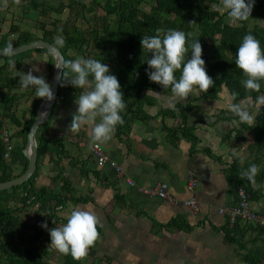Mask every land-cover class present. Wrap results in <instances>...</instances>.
<instances>
[{
	"label": "trees",
	"instance_id": "obj_1",
	"mask_svg": "<svg viewBox=\"0 0 264 264\" xmlns=\"http://www.w3.org/2000/svg\"><path fill=\"white\" fill-rule=\"evenodd\" d=\"M19 1L21 2L19 14L47 17L51 13L60 14L66 10L67 16L64 20H52L50 29L46 28L45 21H40L37 26L41 31L39 36L12 23L7 33L0 34V48L7 46L10 41L9 33L14 32L17 33V37L12 42L13 46L38 38L56 45L55 38L63 36L64 45L56 46L60 49L64 61L80 56L103 61L108 65L111 73L118 78L127 105L121 113L124 123L118 125L114 131L117 136L126 133L134 121L150 119L145 112V107L155 104V95L173 96L170 87L164 88L150 81L146 72L148 68L146 60L150 53L147 49H142L141 39L142 36L155 35L158 30L162 35L169 29H177L185 33H193L196 38H199L202 45V59L214 84L207 92L199 91L198 100L216 101L221 91L225 89L232 97V103L237 104L240 100L250 99L252 103L247 108L251 111L257 96L264 94V81L261 82L259 93L246 90L242 85L245 77L235 65V54L244 35L253 34L264 49V0H255L251 17L247 21L232 23L228 22L225 11L220 13L212 8V6L221 5V0H153L148 11L142 7L146 4L145 0H106L103 4L97 0H68L66 3L61 0ZM86 1L88 3H85ZM83 23L85 25L80 27L79 24ZM32 53L48 55L46 77L51 84L54 61L47 50L34 49L13 57H0V182L22 174L28 166V159L23 154V149L34 113L43 99L37 97L33 99L28 111L30 118L27 127L19 133L18 128L22 123L16 112L21 109L20 102L25 99L27 91L32 94L34 90L27 89L22 94L14 91L15 86L19 85V77L14 75L15 69L10 66V60L15 61L16 70H19L20 65L24 64L25 59ZM176 75L179 76V72ZM81 91L67 82H64L63 86L59 84L52 111L59 101L67 98L76 99ZM259 110L252 124L239 122L238 127L233 129L234 136L239 140L244 139L242 129L251 132L254 137V142L250 146L253 160L241 166L240 160L232 157L225 170L229 189L235 195L236 203L239 201L237 192L239 188L245 191L249 201H257L264 196V171L260 170L256 173L254 183L244 176L251 165L258 164L257 155L264 152V105ZM52 111L36 133L38 154L36 171L28 182L0 191V264H51L46 260L47 244L35 241L26 232L28 224L25 217L21 216L22 212L38 203L35 215L44 212L48 219V228L51 229L61 222H66L58 216V213L65 209L69 202L77 204L87 201L86 198L77 194L69 178L64 175L65 170L61 166V161L68 154L65 146L60 141L49 137L48 128L53 117ZM191 111H199V108L192 103H174L172 107H165L157 112L162 122L166 118L175 120V124L171 127H167L164 123L162 125L169 139L174 140L177 135H180L192 144L197 142L194 127L188 126L187 123L188 113ZM21 114L23 118L24 114ZM7 125L16 128L14 137L19 134L22 137L21 142H13ZM3 130L9 135L12 147L10 151H7L6 143L3 141ZM231 133L232 131L225 135V138L230 139ZM46 156L50 157L53 176L50 177V185L36 187L35 178ZM15 165L22 166L18 175L14 174ZM71 165L73 166L74 163ZM82 171L91 172L88 169ZM92 173L98 176L96 171ZM12 203L14 207L10 205ZM15 203H20V207H17ZM260 214L264 215V209ZM227 219V223L222 227V234L228 242L238 244L240 247H243L242 226L252 227L257 232L264 233L262 225L247 226L238 219L234 222H230L228 217ZM172 225L180 228L177 220H174ZM36 230L39 229L36 227ZM184 230H190V228L185 227ZM62 257L63 264H86L82 258L77 260L70 254L62 253ZM242 258L251 261L259 260L252 253L243 255Z\"/></svg>",
	"mask_w": 264,
	"mask_h": 264
},
{
	"label": "crops",
	"instance_id": "obj_2",
	"mask_svg": "<svg viewBox=\"0 0 264 264\" xmlns=\"http://www.w3.org/2000/svg\"><path fill=\"white\" fill-rule=\"evenodd\" d=\"M32 57L35 58L34 61ZM48 61L46 53H32L20 65L19 70L27 73L33 68H42L39 76H44L48 82ZM33 74L37 73L34 71ZM16 88L20 86L17 85ZM199 94L197 90L186 100L155 95V104L145 107L150 119L134 121L126 133L117 136L114 132L107 143H97L109 159L122 169L120 175L109 165H97L90 150L91 125L82 126L70 134L69 125L77 107L75 99L67 98L57 103L52 111L48 134L65 146L68 154L61 161L64 175L69 178L77 194L87 199L86 202L77 204L69 202L58 216L67 221L72 209L79 206L87 207L98 220V239L82 258L84 263L264 264V233L242 226L243 247L230 243L222 234V227L228 221L227 216L219 211L236 204V197L229 189L225 170L232 157L239 159L241 166L253 160L250 146L254 137L245 129H242L243 140L234 136L233 129L238 127L240 121L231 113L232 97L225 89L216 101L211 102L198 100ZM30 96L32 98L27 104L28 107H22L16 112L22 123L18 128L19 133L27 127L30 118L28 111L36 98L35 92ZM174 103H192L199 108V111L188 113V126L194 127L197 136L195 144L180 135L171 140L162 129L163 123L171 127L175 120L166 118L162 122L157 112L162 108L172 107ZM251 103L250 99H245L237 104L247 108ZM261 107L262 105L257 108L256 103L252 106L251 112L254 116ZM21 113L24 114L23 118ZM7 126L13 142H21L22 137L19 134L14 137L16 128ZM231 131V138L226 139L225 135ZM73 137L83 141L82 147L71 141ZM257 160L258 171H264V152L257 155ZM83 169L91 172H83ZM21 170L22 166H14L15 175ZM51 176L52 164L50 157L46 156L35 178L36 187L50 185ZM190 177L197 180L192 194L187 189ZM160 182L168 185L173 203L150 193L155 184ZM190 197L197 204L196 212L183 205V201ZM250 204L256 212L261 213L264 209V196L257 201H250ZM10 205L13 206V203ZM31 207L29 214L24 216L28 224L26 232L32 239L47 244L48 262L63 264L62 252L49 246L50 229L40 226L48 223L45 213L35 215L38 203ZM174 220L178 221L180 228L172 225ZM241 222L243 225L252 226V223ZM63 223L66 222L55 227ZM185 227L190 230H184ZM251 253L259 260L242 258L243 255Z\"/></svg>",
	"mask_w": 264,
	"mask_h": 264
},
{
	"label": "clouds",
	"instance_id": "obj_3",
	"mask_svg": "<svg viewBox=\"0 0 264 264\" xmlns=\"http://www.w3.org/2000/svg\"><path fill=\"white\" fill-rule=\"evenodd\" d=\"M254 4L255 0H221L220 7L226 12L230 23L244 22L251 17ZM64 43L63 36L55 38L57 46H63ZM141 46L150 53L146 60L150 81L164 88L170 87L175 98L186 100L197 90L207 92L213 86L214 81L208 75L202 59V45L193 33L169 29L161 35L158 30L155 35L142 36ZM14 49L10 40L5 48L0 49V55L14 56ZM235 65L245 77L242 80L243 87L259 93L261 82L264 81V49L253 34L244 35L235 54ZM10 66L16 69L14 60H10ZM57 68L61 69V76L58 77L61 86L67 82L82 90L74 101L77 107L69 125L70 134L82 126L91 125L90 145L110 141L116 127L124 123L121 113L127 107L118 78L103 61L83 56L68 59ZM34 71L38 72L39 69L33 68L26 74L16 70L20 88L33 89L35 97L53 101L55 95L52 85L44 76L34 75ZM261 105H264V94L256 98V107ZM231 113L241 123L252 124L255 119L254 114L240 104L233 103ZM257 171V166L251 165L244 176L254 183ZM97 225V217L87 207H74L66 223L49 230V246L79 260L87 255L88 249L98 239ZM40 226L48 228L46 222Z\"/></svg>",
	"mask_w": 264,
	"mask_h": 264
},
{
	"label": "water",
	"instance_id": "obj_4",
	"mask_svg": "<svg viewBox=\"0 0 264 264\" xmlns=\"http://www.w3.org/2000/svg\"><path fill=\"white\" fill-rule=\"evenodd\" d=\"M14 47H15L14 56L34 50V49H45L51 54L53 61H54V69H53L51 85H52V90L55 95V99L51 102H47L46 100L43 99L34 113L35 116L28 130L26 145H25V148L23 149V154L28 159V166L26 170L22 174L15 176L14 178L10 180L0 182V191L8 190L12 187L19 186L25 182H28L29 179L34 174V172L36 171L37 158H38L37 145H36V140H35L36 133H37L39 126L43 124L45 120L51 115L50 113L56 101L57 94H58V88L60 84L58 82V77L61 76V69H58L57 66L64 62V57L60 49L56 45L51 44L47 41H44L41 38H38L36 40L30 41L25 44L15 45ZM0 49H3V48H0ZM0 57H9V56L0 55Z\"/></svg>",
	"mask_w": 264,
	"mask_h": 264
},
{
	"label": "built area",
	"instance_id": "obj_5",
	"mask_svg": "<svg viewBox=\"0 0 264 264\" xmlns=\"http://www.w3.org/2000/svg\"><path fill=\"white\" fill-rule=\"evenodd\" d=\"M2 137L3 141L6 143L7 151H10L12 147L10 145L9 135L5 130L2 131ZM76 142V144L80 146L83 145V142L81 140H77ZM91 152L98 166L109 165L114 169L117 175L122 174V169L114 161L109 159V157L106 155L99 144H96L94 146L91 145ZM129 183L132 184L131 181H129ZM196 186L197 180L194 177H190L187 184L188 192L191 194L194 193ZM237 192L239 197L238 203L229 208L220 209V213L225 214L230 219V222H234L235 219H238L248 223L262 225L264 227V215L256 212L251 207L250 201L248 200L243 189L239 188ZM150 193L171 203L174 202L173 197L168 192V185L166 183H156ZM183 205L192 209L194 212H196L198 208L195 200L192 197L184 200Z\"/></svg>",
	"mask_w": 264,
	"mask_h": 264
},
{
	"label": "rangeland",
	"instance_id": "obj_6",
	"mask_svg": "<svg viewBox=\"0 0 264 264\" xmlns=\"http://www.w3.org/2000/svg\"><path fill=\"white\" fill-rule=\"evenodd\" d=\"M62 2L66 1L68 2V0H61ZM99 1L100 4H103L106 0H97ZM146 4L143 5V9L144 10H149V8L151 7V5L153 4V0H145ZM85 3H88V1H86ZM55 4V3H54ZM56 4H58V2H56ZM212 6V5H211ZM212 8L218 10L220 13H223L224 11L221 9L220 5L219 6H212ZM21 12V2L19 0H0V34L3 35L5 33H7L9 31V28L11 26V24H17L19 27L21 28H25L27 30H29L30 32H32L35 36H39L41 34V31L38 30V24L40 21H45L47 23L46 28L50 29V23L52 22V20L54 19H59V20H64L65 17L67 16V11L64 10V12L60 13V14H56V13H51L49 16L47 17H43L42 15H38L35 16L34 14H19ZM229 22V21H228ZM264 24V23H263ZM80 27H83L85 24H79ZM252 27V26H250ZM17 37V33H9V39L14 42L16 40ZM72 53V52H71ZM35 57V56H34ZM34 57H32V61H34ZM37 59V58H36ZM1 61V58H0ZM46 67V66H45ZM39 71H35L37 74V76H39V74H41L43 70L42 68H39ZM47 70V69H46ZM18 72H23L20 70H17ZM16 72V69H15ZM14 72V73H15ZM24 73V72H23ZM26 74V73H25ZM25 89H21V88H14V91L17 93H20L21 91H24ZM28 94V92H27ZM31 93H29L28 98L23 99L20 102V107H28L27 104L30 103V100L32 98V96H30ZM7 129H9V127L7 126ZM80 140L79 138L73 137L71 139V141L73 143H77L76 141ZM83 142V141H82ZM79 147H82V145ZM15 205L17 207H20V203H15ZM14 207V204H13ZM32 207H28L27 209H25V212H22L21 216L24 217L26 214H29V210H31ZM43 213V212H42ZM37 241V240H35Z\"/></svg>",
	"mask_w": 264,
	"mask_h": 264
}]
</instances>
